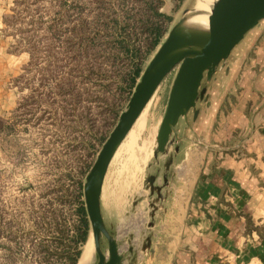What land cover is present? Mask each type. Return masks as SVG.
Wrapping results in <instances>:
<instances>
[{
	"label": "rangeland",
	"instance_id": "rangeland-1",
	"mask_svg": "<svg viewBox=\"0 0 264 264\" xmlns=\"http://www.w3.org/2000/svg\"><path fill=\"white\" fill-rule=\"evenodd\" d=\"M81 1L71 0L70 6ZM62 2L0 0V264H43L38 261L39 254L32 253L44 232L36 229L38 218L31 210H41L46 202L58 208L60 202L54 197L69 193L77 177L83 181L117 119L109 116L108 92L102 91L106 82L111 81L112 89L116 83L111 77L108 39L94 40V47L86 51L76 44L67 46L63 39L70 38L67 27L78 13L69 18L59 15L56 11ZM196 2L162 0L159 10L168 20L160 41L183 10ZM103 5L105 19L120 12L116 0H103ZM89 7L85 16L91 19L97 11L94 0ZM67 11L73 13L74 9ZM90 25L84 31H96L94 23ZM156 46L144 57L143 66ZM76 48L88 54L78 60ZM92 65H98V71ZM94 71L100 75L96 82ZM173 72L157 85L103 176L100 211L106 227L120 240L121 249L126 248L128 233L134 238L136 208L146 205L148 199L141 183L143 175L153 172L155 181L160 182L161 173L168 176L171 170V163L167 170L161 165L165 155L154 158L151 149ZM124 100L120 99V111L125 107ZM169 151L173 153L172 146ZM137 195L144 197L136 206L131 200ZM89 231L88 222L81 253L89 241L93 248ZM100 239L104 248V239ZM95 260L91 251L88 264Z\"/></svg>",
	"mask_w": 264,
	"mask_h": 264
},
{
	"label": "crops",
	"instance_id": "crops-1",
	"mask_svg": "<svg viewBox=\"0 0 264 264\" xmlns=\"http://www.w3.org/2000/svg\"><path fill=\"white\" fill-rule=\"evenodd\" d=\"M202 85L162 199L134 209V264H264V17Z\"/></svg>",
	"mask_w": 264,
	"mask_h": 264
},
{
	"label": "water",
	"instance_id": "water-1",
	"mask_svg": "<svg viewBox=\"0 0 264 264\" xmlns=\"http://www.w3.org/2000/svg\"><path fill=\"white\" fill-rule=\"evenodd\" d=\"M197 12L194 5L185 8L169 27L143 66L125 107L118 113L84 175L82 197L92 235V252L96 256L94 264H134L137 248H149L148 235H144L138 245H133V235L129 233L126 248L121 249L120 240L106 227L100 211L101 186L107 164L133 120L164 76L174 70L151 149L154 158L158 154L165 155L161 165L167 170L172 161L169 148L172 146V150L176 151L179 140L176 124L180 118L188 124L189 112L191 118H195L198 111L196 102L207 101L202 80L210 79L244 33L264 17V0H216L213 9L206 13L205 20L194 19ZM160 178V182L155 181L156 174L147 171L141 181L147 190L146 205L150 208L147 211L150 217L157 201L163 197L161 189L167 176L162 172ZM143 197L137 195L131 203L136 204ZM150 224L151 220H148L147 225ZM101 236L106 242L104 249L100 247Z\"/></svg>",
	"mask_w": 264,
	"mask_h": 264
},
{
	"label": "trees",
	"instance_id": "trees-1",
	"mask_svg": "<svg viewBox=\"0 0 264 264\" xmlns=\"http://www.w3.org/2000/svg\"><path fill=\"white\" fill-rule=\"evenodd\" d=\"M91 1L84 0L70 6L71 0H63L56 12L66 18L78 13L76 20L67 27L70 38L63 39L67 46L76 44L86 51L87 48L94 47V40L108 39L106 45L112 53L110 63L113 65L111 77L116 83L113 89L110 87L111 81L101 87L102 91L108 92V113L114 119L120 112V99L124 97L126 102L131 93L142 70L144 57L159 43L164 34V23L168 17L159 10L162 0H116L120 12L105 19L102 11L105 8L103 0H94L97 11L88 19L85 13L90 9ZM70 7L74 9L71 11L73 13L67 11ZM91 22L94 23L96 31H84L91 28ZM76 49L78 60L88 54ZM91 68L98 71L99 66L92 65ZM94 72L96 82L100 75ZM66 82L65 80L63 83ZM95 84L100 86V83ZM54 198L60 202L58 208H53L46 202V206L41 205V210H31L36 212L33 217L38 218L35 222L36 229L44 232L36 243L37 250H32V253L39 254L36 257L43 264H75L88 232L81 177L75 179V185L69 193L58 194Z\"/></svg>",
	"mask_w": 264,
	"mask_h": 264
},
{
	"label": "bare ground",
	"instance_id": "bare-ground-1",
	"mask_svg": "<svg viewBox=\"0 0 264 264\" xmlns=\"http://www.w3.org/2000/svg\"><path fill=\"white\" fill-rule=\"evenodd\" d=\"M216 0H197L196 4H195V8L198 10V12L193 16L194 19L197 20H205L206 19V13H208L209 11H211L214 7ZM201 7H209L211 8V10L207 11V10H203L201 9ZM157 88V87H156ZM155 88V90H156ZM154 90V91H155ZM152 94L150 95V97L148 98V100L146 101V103L144 104V106L142 107V109L140 110V112L138 113V115L136 116V118L133 120L132 124L130 125V127L128 128V130L126 131L125 135L123 136L122 140L120 141V143L118 144V146L116 147L111 159L114 157L116 151L118 150V148L120 147V145L122 144L123 140L125 139L126 135L128 134V132L130 131V129L132 128L133 124L135 123V121L137 120V118L139 117V115L142 113V111L144 110V108L146 107V105L148 104L149 100L151 99ZM139 120V119H138ZM142 122V121H141ZM129 135V134H128ZM110 161V160H109ZM102 187V186H101ZM91 251H92V244L91 241H89L84 249H83V253L81 255V258L79 260V264H88L90 257H91ZM78 263V262H77Z\"/></svg>",
	"mask_w": 264,
	"mask_h": 264
},
{
	"label": "flooded vegetation",
	"instance_id": "flooded-vegetation-1",
	"mask_svg": "<svg viewBox=\"0 0 264 264\" xmlns=\"http://www.w3.org/2000/svg\"><path fill=\"white\" fill-rule=\"evenodd\" d=\"M103 239H104V237H103ZM101 242H103V241H101V239H100V243H101ZM104 242H105V239H104ZM105 246H106V242H105ZM104 248H105V247H104ZM104 248L102 247V249H104Z\"/></svg>",
	"mask_w": 264,
	"mask_h": 264
}]
</instances>
